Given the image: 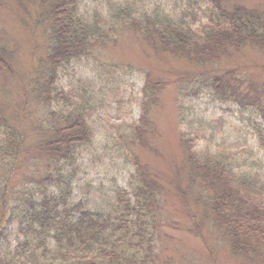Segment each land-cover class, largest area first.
<instances>
[{"label": "trees", "instance_id": "1", "mask_svg": "<svg viewBox=\"0 0 264 264\" xmlns=\"http://www.w3.org/2000/svg\"><path fill=\"white\" fill-rule=\"evenodd\" d=\"M197 4L199 15L192 11ZM19 6L45 50L11 97L9 85L18 76L16 50L0 26V264H157L161 184L148 177L135 150L145 131L147 86L136 101L141 116L131 130L121 133L115 126V140L97 147L91 103L104 102L103 86L111 89L120 75H108L97 57L129 31L204 64L220 61L228 47L251 44L264 50V10L226 8L221 0H174L173 6L159 0H20ZM86 60L96 62L98 90L62 87L60 72ZM246 71L231 70L233 81L199 73L180 85L181 93L213 90L222 101L255 106L252 111L264 121V84L251 82L259 94L249 95L243 85ZM203 120L193 114L180 133L187 156L179 170L190 187L176 179L174 189L185 213L192 196L203 218L229 241L231 256L241 264H264V124L252 126L254 148L230 151L215 142L218 126ZM193 138L203 139L198 151ZM99 149L102 159L112 154L113 161H132L129 192L118 188L108 195L88 177Z\"/></svg>", "mask_w": 264, "mask_h": 264}, {"label": "rangeland", "instance_id": "2", "mask_svg": "<svg viewBox=\"0 0 264 264\" xmlns=\"http://www.w3.org/2000/svg\"><path fill=\"white\" fill-rule=\"evenodd\" d=\"M19 2L20 0H0V26L16 50L14 65L18 76L9 85V89L13 91L11 97H15L20 91L32 62L45 50L40 33L34 29L30 18H25ZM159 2L174 5V0ZM200 4L192 9L197 15L200 14ZM222 4L227 8H264V0H223ZM91 5L92 3L88 6ZM180 9L181 4L178 2L175 10ZM220 56V61L204 64L179 53L167 52L159 45L154 47L138 32L129 31L115 43L104 47L97 57L103 62L108 75L112 71L120 74L119 81L111 89L103 86L106 100L101 104L96 100L91 103L93 110L90 121L96 131L97 147L105 139L115 140L116 132L112 134L115 126H119L121 133L131 130L129 125L138 120L141 114L136 102L143 95L141 89L145 84L147 90H153L148 91L145 131L142 138L140 137L142 144L136 145L135 150L139 163L147 168L148 177L158 185L161 184L160 204L157 208L159 241L153 257L157 264H241L229 254V241L212 223L203 218L201 209L195 206L191 195L187 196L190 211L185 213L187 207L172 184L173 180L179 179L184 188L185 185L190 187L185 182V171L179 170L183 169L187 156L180 133L193 114L202 117L205 123L211 121V126H218L215 142H224L228 150L247 151L255 146L256 136L252 126L261 121L256 115H252L255 106L246 108L237 101H222L213 96V90L208 92L207 89H202L190 96L181 93L180 85L192 81L199 73L219 74L226 81H233L235 73L230 71L244 68L249 71H246L244 89L249 95L259 94L250 88V83L254 81L259 85L264 84L263 49L251 44L240 49L228 47ZM95 63L92 60L72 62L60 72L59 84L70 90L82 84L81 92L89 90L93 93L100 85L94 75L97 67ZM240 94L247 96L244 91ZM261 98L264 101V95ZM183 106L189 110H184ZM99 107L103 108L98 109ZM261 108L264 109V105ZM193 143L194 151H198L201 147L200 140L193 138ZM110 146L113 148L114 143ZM112 151L110 149L106 152L108 154ZM113 156L109 154L110 158L102 159L99 149L95 156L96 161L93 166H89L88 171V177H95L96 184L103 185V190L111 196L114 195V190L119 191L118 188L129 192V177L134 169L130 159L120 158L113 161ZM131 180L136 184L135 178ZM110 186L112 188L107 190ZM97 192L100 193L101 188Z\"/></svg>", "mask_w": 264, "mask_h": 264}]
</instances>
